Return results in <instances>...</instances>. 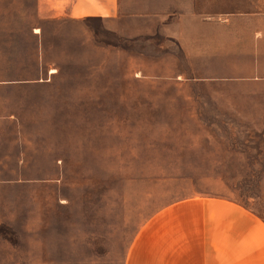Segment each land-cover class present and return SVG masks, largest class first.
I'll list each match as a JSON object with an SVG mask.
<instances>
[{"label": "rangeland", "instance_id": "obj_1", "mask_svg": "<svg viewBox=\"0 0 264 264\" xmlns=\"http://www.w3.org/2000/svg\"><path fill=\"white\" fill-rule=\"evenodd\" d=\"M122 2L114 34L0 1V264H264L252 58L228 40L227 63L208 64L203 28L186 55L161 32L167 0Z\"/></svg>", "mask_w": 264, "mask_h": 264}, {"label": "crops", "instance_id": "obj_2", "mask_svg": "<svg viewBox=\"0 0 264 264\" xmlns=\"http://www.w3.org/2000/svg\"><path fill=\"white\" fill-rule=\"evenodd\" d=\"M0 1L8 3L7 9L15 11L13 15H28L45 21L99 20L108 32L114 34L124 33L125 29L119 24L124 17L129 16L123 12L122 0ZM163 7L172 11L157 17L163 26L161 32L176 41L186 55L189 54L194 40L191 34L198 28H203L208 64H226L229 55L226 42L232 40L239 58H252L250 80L255 83L264 82V13L221 12L205 13L201 16L196 11L195 0H167ZM169 18L171 21H168ZM160 247L165 253L169 252L165 242H160Z\"/></svg>", "mask_w": 264, "mask_h": 264}]
</instances>
